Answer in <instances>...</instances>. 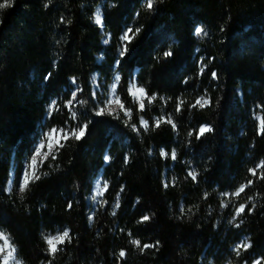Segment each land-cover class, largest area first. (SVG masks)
I'll use <instances>...</instances> for the list:
<instances>
[{
  "label": "trees",
  "instance_id": "trees-1",
  "mask_svg": "<svg viewBox=\"0 0 264 264\" xmlns=\"http://www.w3.org/2000/svg\"><path fill=\"white\" fill-rule=\"evenodd\" d=\"M99 3L106 44L93 21ZM144 5L145 0H13L12 7L0 9V230L11 237L22 264H47L52 258L42 233L65 228L72 241L53 264H251L264 256V180L248 173L264 160V135L254 118L256 112L264 116L257 108L264 105V0H155L151 11ZM130 27L140 32L120 56V37ZM197 27L207 35L197 36ZM165 51L173 55L165 58ZM201 64L206 68L198 74ZM116 72L117 93L132 110V122L139 125L142 115L150 130L138 133L122 115L91 112V74L108 83ZM134 76L157 96L151 105L145 101L141 113L127 91ZM72 78L87 102L78 117L88 123L86 135L63 141L56 158L40 164V179L21 199L17 182L42 131L72 121L64 107ZM205 92L210 104L190 108ZM178 98L185 102L179 113ZM52 101L59 110L46 118ZM162 114L173 116L175 129L167 123L152 127ZM201 125L212 131L196 139ZM173 148L176 160L161 157V149L170 154ZM191 170L198 173L196 181L187 176ZM10 171L12 187L6 191ZM99 171L108 183L101 197L106 203L90 221L86 196ZM248 179L254 184L221 207L220 193ZM248 196L253 200L245 213L229 223ZM146 214L150 220L138 223ZM132 238L159 245L140 252ZM245 238L252 247L242 259L233 247ZM122 249L126 256L118 262Z\"/></svg>",
  "mask_w": 264,
  "mask_h": 264
},
{
  "label": "snow or ice",
  "instance_id": "snow-or-ice-1",
  "mask_svg": "<svg viewBox=\"0 0 264 264\" xmlns=\"http://www.w3.org/2000/svg\"><path fill=\"white\" fill-rule=\"evenodd\" d=\"M155 4V0H145V8L148 11L153 10ZM13 6V0H3V2H0V9L8 8ZM45 7H48L47 4H45ZM63 22V21H62ZM95 23L101 24V16L99 14L95 17ZM140 32L139 28L133 29L128 28L120 37L122 42V47L119 52L120 56H124L127 52V44L131 42V40L135 37L136 34ZM195 33L197 36L200 35H207L206 31L201 28L197 27L195 29ZM107 43V41H105ZM173 53L171 51H165L163 53V56L165 58L172 56ZM119 63V61H117ZM206 65L201 64L199 73L203 74L205 71ZM51 74H49L50 76ZM212 79H217V73L212 72L211 73ZM48 77H45L47 79ZM121 80V77L119 74H117L114 78L113 84L110 86V95L107 99L104 100L103 105L98 107V109L95 111V115L97 116H103V115H109L112 116L115 119H121L120 113L122 112L124 114V117H127L126 120H124V123L126 126H130L133 131H136L139 133L140 129L142 128L144 131L150 130L149 121L145 120L144 117L141 115L139 117V125L132 122L133 114L132 110L130 108H126L124 102H122L121 97L117 94V86L119 85ZM72 83L76 84L75 78H72ZM79 89L77 88L76 91H73L71 93V97L65 101L64 107L68 110L70 113V120H78V114L77 111L74 109L76 108V104H85L87 103L84 100H79L77 93ZM128 93L133 97V102L138 105L136 111L137 113H141L145 110L146 104L145 101H147L148 105H151L156 99V94L149 95L146 90L138 86L135 82V80H132L129 82ZM95 97V94H93ZM207 92H205L204 95L200 96L195 100L193 104H190V108H201L203 109L205 106H208L210 104V99L206 98ZM161 100H164V97H160ZM184 101L182 99L177 100L176 109L175 111L177 113L181 112L183 110ZM56 102L53 101L52 105L49 106V114H51L52 110L55 109ZM257 108L264 111V105H257ZM254 118L259 122L258 123V134L264 135V116H261L260 114L254 113ZM68 121L65 122L67 125ZM90 123V122H89ZM162 123L170 124L173 129L176 128V124L173 121V116L169 114L167 117H165L163 114L159 117L154 118L152 127L158 128ZM88 129V123H76L73 127H63L60 129L52 128L48 132L44 134V138L42 139L41 143L35 148L33 154L31 155L29 162L27 164V167L25 168L23 175L19 181L18 184V193L20 194V198H24V194L30 190L31 183H34L36 180L40 179V174H38V164H43L46 159L51 157V159L56 158V152L59 151L60 148H63L65 145L61 141L67 142L71 139H75L76 141H80L87 132ZM212 129L210 126L207 125H201L199 129L196 131V139H199L201 136H203L205 133L211 132ZM189 136H193V132L188 133ZM47 148V151H44V149ZM161 157H167L170 155V158L172 160L177 159V153L176 150L173 148L171 153H166L164 149H161L160 151ZM39 158V161H38ZM110 156H105V161L107 162L110 160ZM127 157H125V163H127ZM248 173L258 179V180H264V160L260 161L255 165V167L248 169ZM46 175V173H44ZM187 176L190 177L193 181L197 180L198 173L195 170H191L187 173ZM174 182V181H173ZM172 183V182H169ZM169 183H165L164 187H168ZM254 184V181L252 179H248L246 183L241 184L235 191L229 193V192H222L220 195L224 197V199L221 200V207H227L228 204L225 203L226 200L229 198H239L242 193L245 192L246 188L252 186ZM96 192L94 195L91 196V199L93 201H96L100 204L106 203V201L98 200V197H102L104 195V192L108 189V183L105 181L103 185L100 183H97L96 185ZM6 191H11V189H6ZM123 191V188H121V192ZM253 197L248 196L247 200L243 203H239L238 206L234 209V214L229 221V223H233L237 220V217L242 216L245 213L246 205L249 201H252ZM73 205L71 202L68 203V208H71ZM119 193H117V199L115 201V208H119ZM256 205L253 203L251 207H247V211L251 212ZM181 214H184V208L181 206ZM188 211H191L189 209ZM115 211L113 212V215H115ZM149 215H144L140 218L138 223H143L148 220H150ZM93 219L92 216H89V220L91 221ZM243 221L241 220L240 223ZM240 223H236V227L240 226ZM123 231V229L121 230ZM131 236L132 234L129 233ZM43 239L47 245L46 252L48 256H50L52 259L47 261V264H53V261L55 260L56 254L58 252L63 251V245L66 243H71L72 237L70 235V230L65 228L63 231L57 232L55 235L53 234H43ZM130 243L134 245L136 248L139 249L140 252H144L146 249L151 248H157L159 245V241L155 242V244L150 243H144L141 244V241L135 238H132L130 240ZM252 247V244L250 241L245 238V240L240 241L238 244H236L233 247V252L237 257H241L243 259V253L247 252ZM126 256L125 250H120L118 253L117 260L118 262L122 260ZM0 264H22V261L18 258V253L16 246L14 242L11 240V237L3 230H0ZM44 264V262H42ZM228 264H233V261H228ZM243 264H249L248 260L243 259ZM251 264H264V256L257 257L251 261Z\"/></svg>",
  "mask_w": 264,
  "mask_h": 264
},
{
  "label": "rangeland",
  "instance_id": "rangeland-1",
  "mask_svg": "<svg viewBox=\"0 0 264 264\" xmlns=\"http://www.w3.org/2000/svg\"><path fill=\"white\" fill-rule=\"evenodd\" d=\"M97 14H99V15L101 16V20H102V4H101V3L97 4V5L95 6V8H94V11H93V21H94V23H95V17H96ZM97 25L99 26L100 30L102 31V43H103V44H106L105 41L108 42V40H109V33H106V32L104 31V29H103V23H101V24H97ZM125 31H126V30H125ZM125 31H124V32H125ZM124 32H123V33H124ZM123 33H122V34H123ZM121 36H122V35H121ZM121 45H122V42H121ZM121 47H122V46H121ZM120 50H121V48H120ZM120 50H119V52H120ZM117 74H118L117 72L114 73V75L112 76L111 80H110L108 83L104 82L103 77L99 76L97 73H92V74H91V79H90V83H91V87H90V98H91L92 103H91V105H90V109H91V112H92L94 115H95V111L98 109V107L102 106L104 100L107 99L108 96L110 95V86L113 84V82H114V78H115V76H116ZM132 80H135V76H134V78H133ZM132 80H131V81H132ZM135 82H136V80H135ZM136 84H137V82H136ZM137 85H138V84H137ZM138 86H139V85H138ZM77 88L79 89V91H78V93H77L78 99H79V100H82L81 91H80V88L77 86V84H74L72 92H73V91H76ZM93 94H95V97H94ZM117 94H118V93H117ZM130 96H131V95H130ZM70 97H71V96H70ZM131 99H132V101H133V97H132V96H131ZM52 103H53V101L50 102V104H49L48 107H47L46 118H49V116H50L53 112L59 110V109H57V107H55V109L52 110L51 114H49V106L52 105ZM137 106H138V105H137ZM65 109H66V108H65ZM83 109H84V108H83V105H81V104H76V108H75L74 110L77 111L78 117H81V116L83 115ZM66 111H67L66 113H67L68 116L70 117V113L68 112L67 109H66ZM256 114H260V113H259V112H256ZM120 115L124 116V114H123L122 112L120 113ZM260 115H261V114H260ZM126 118H127V117H126ZM76 123H80V122H79V119H78V120H75V121L72 120L71 122H68L67 125L65 124V125H62V126H52V127H49V128L44 129V130L42 131V133H41V137H40V139L38 140V142H37L35 148L41 143L42 139L44 138V134H45L46 132H48L50 129H52V128L60 129V128H63V127L71 128V127H73ZM81 124H82V123H81ZM61 142H63V141H61ZM34 150H35V149H34ZM44 151H47V148H45ZM33 152H34V151H33ZM32 154H33V153H32ZM106 155L108 156V154H107V153L104 154V161H105V156H106ZM30 157H31V156H30ZM29 159H30V158H29ZM29 159L24 163V168H23L22 174H21V176H20V179H21V177H22V175H23V172H24L25 168L27 167V164H28V162H29ZM38 161H39V158H38ZM108 161H109V160H108ZM108 161H107V162H108ZM105 162H106V161H105ZM39 166H40V164H38V167H39ZM37 171H38V169H37ZM12 177H13V172L10 171V178H9V180H8L7 187H6L7 189H11V187H12ZM20 179H19L18 182H17V187H16V189H18V184H19ZM104 182H105V179L103 178L101 171H99V172L95 175V177L92 179V183H91L90 191L88 192V194H87V196H86V202H87V204H88V214H89V216H93L95 210L97 209L98 205L100 204V203H98V202H96V201H93V200L91 199V196L94 195L95 192H96V190H97V189H96V185H97V183H100L101 185H103ZM17 192H18V191H17ZM97 199H98V200H101V197H98ZM62 231H63V230H62ZM59 232H60V231H59ZM56 233H57V232H56ZM56 233H52V234L55 235ZM50 234H51V233H50ZM223 264H228V263H223Z\"/></svg>",
  "mask_w": 264,
  "mask_h": 264
}]
</instances>
